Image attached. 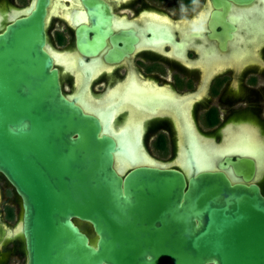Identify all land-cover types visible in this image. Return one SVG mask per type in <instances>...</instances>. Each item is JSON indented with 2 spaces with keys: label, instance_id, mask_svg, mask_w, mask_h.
Returning a JSON list of instances; mask_svg holds the SVG:
<instances>
[{
  "label": "flooded vegetation",
  "instance_id": "af4514ba",
  "mask_svg": "<svg viewBox=\"0 0 264 264\" xmlns=\"http://www.w3.org/2000/svg\"><path fill=\"white\" fill-rule=\"evenodd\" d=\"M38 1L0 0V33ZM45 2L44 49L61 93L112 139L122 179L137 168L175 170L187 188L205 173L194 164L198 143L222 149L211 173L227 159L247 163L251 171L222 173L264 199V157L230 153L247 143L264 149V0ZM124 158L130 166L120 172ZM22 217V199L0 172V264H28Z\"/></svg>",
  "mask_w": 264,
  "mask_h": 264
},
{
  "label": "water",
  "instance_id": "95a60500",
  "mask_svg": "<svg viewBox=\"0 0 264 264\" xmlns=\"http://www.w3.org/2000/svg\"><path fill=\"white\" fill-rule=\"evenodd\" d=\"M45 5L0 33V172L22 199L28 264H264V199L222 173L244 161L187 188L175 170L117 174L112 139L61 93Z\"/></svg>",
  "mask_w": 264,
  "mask_h": 264
},
{
  "label": "bare ground",
  "instance_id": "6f19581e",
  "mask_svg": "<svg viewBox=\"0 0 264 264\" xmlns=\"http://www.w3.org/2000/svg\"><path fill=\"white\" fill-rule=\"evenodd\" d=\"M82 98V97H81ZM79 99V98H78ZM86 107V106H85ZM128 128V127H127ZM106 133V132H105ZM107 134V133H106ZM130 138V137H129ZM128 138V139H129ZM130 140V139H129ZM126 142V141H125ZM249 142V141H248ZM230 144V143H229ZM244 145V144H243ZM243 145H236L234 147H232L230 153H237L239 154L240 151H243V153H250L251 155L257 156L260 160L264 157V152H261L262 150H260V146L257 148L256 146H253L252 143H247L244 146ZM193 146V144H192ZM191 147V146H190ZM127 153L129 152L130 157L131 158V163L132 166L136 165L134 163H138L139 162V157L137 156L136 149L134 148H127ZM192 150V153L194 155V164L196 165L195 167L197 168L198 171L203 170V169H212L213 168V158H215L214 156L216 155H222V149H220L219 151L217 149H212L211 147L207 146V145H200L198 143L194 144V147ZM138 151V150H137ZM228 151V152H229ZM225 153V152H224ZM227 153V152H226ZM139 155V154H138ZM141 155V154H140ZM243 155V154H242ZM128 157V156H127ZM184 159V155L181 156ZM126 158H124L123 160H119V164H118V170L120 172H124L127 170V168L130 166L129 162H125L128 160H125ZM181 159V158H180ZM182 159L183 163L184 160ZM125 160V161H124ZM146 160V159H145ZM130 161V160H129ZM141 161V160H140ZM144 162V160H143ZM180 162V160H179ZM152 163V162H151ZM182 163V162H181ZM139 164V163H138ZM180 164V163H179ZM150 165V164H149ZM181 165V164H180ZM183 165V164H182ZM185 166V165H184ZM183 166V167H184ZM194 167V168H195ZM185 170V167L183 168ZM190 171V170H189Z\"/></svg>",
  "mask_w": 264,
  "mask_h": 264
},
{
  "label": "clouds",
  "instance_id": "9594fccd",
  "mask_svg": "<svg viewBox=\"0 0 264 264\" xmlns=\"http://www.w3.org/2000/svg\"><path fill=\"white\" fill-rule=\"evenodd\" d=\"M192 31L197 34L202 33L204 31L203 23H201L198 27H193Z\"/></svg>",
  "mask_w": 264,
  "mask_h": 264
},
{
  "label": "rangeland",
  "instance_id": "374dc122",
  "mask_svg": "<svg viewBox=\"0 0 264 264\" xmlns=\"http://www.w3.org/2000/svg\"><path fill=\"white\" fill-rule=\"evenodd\" d=\"M84 229L89 235H92L91 230L88 227H84Z\"/></svg>",
  "mask_w": 264,
  "mask_h": 264
}]
</instances>
